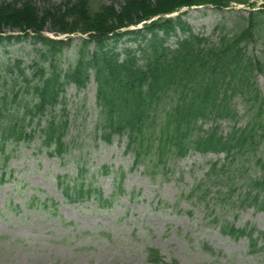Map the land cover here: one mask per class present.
<instances>
[{
  "label": "rangeland",
  "instance_id": "obj_1",
  "mask_svg": "<svg viewBox=\"0 0 264 264\" xmlns=\"http://www.w3.org/2000/svg\"><path fill=\"white\" fill-rule=\"evenodd\" d=\"M65 2L34 0L33 4L42 13ZM123 3L90 0L93 11L102 6L120 10ZM262 4L257 1L255 8L261 9ZM251 9L249 5L233 3L222 8H185L176 14L185 12L182 19L196 35L218 44L220 36L232 37L246 27ZM46 28L45 36H63L49 32V24ZM19 34L18 30H7L4 35ZM177 34L182 37L180 32ZM258 34L246 50L250 56L264 59V28ZM70 37L74 45L64 51L58 62L63 70L73 63L75 46L86 35L75 33ZM127 40L119 45V52L131 46ZM33 41L29 37L0 44V99L8 97L11 117L21 116V108L34 103L32 89L26 92L19 73L22 70L28 78L33 77L32 86L38 83L33 73L38 61L36 52L42 46ZM255 77L264 103V76L257 73ZM170 98L159 109L161 119L172 105ZM243 99L236 96L230 100L234 117L214 123L221 135L245 127L255 115L257 108ZM53 119L68 125L66 152L62 155L51 156L40 147L37 137L36 124L40 123L41 129ZM99 119L94 81L83 90L69 85L58 106L28 125L26 132L35 134L33 140L0 144V179L5 177L4 182L0 181V264H264V210H260L261 205L252 207L255 198L264 199V191L259 196L250 187L251 181L264 173V139L254 152L236 157L191 150L183 158L169 153L168 158L158 162L152 149L132 169L134 155L126 152V138L114 136L111 144L106 143L97 128ZM212 125L209 120L202 123L205 130ZM212 167L220 169L216 170L218 178L210 175ZM78 168H85L82 179L92 182L105 198L114 192V176H106L102 170H121L125 174L123 193L121 190L110 209L98 207L94 200H66L57 178L64 182L68 177L72 187ZM44 204H57V215L46 212ZM228 226L253 230L256 240H234L223 233ZM152 250L159 252L160 261L150 260Z\"/></svg>",
  "mask_w": 264,
  "mask_h": 264
},
{
  "label": "trees",
  "instance_id": "obj_2",
  "mask_svg": "<svg viewBox=\"0 0 264 264\" xmlns=\"http://www.w3.org/2000/svg\"><path fill=\"white\" fill-rule=\"evenodd\" d=\"M33 1L7 3L0 0V44L32 37L33 43L42 46V50L36 52L38 61L33 73L38 83L32 86L33 77L28 78L19 70L20 77L24 78L23 88L26 92L32 89L34 103L23 106L21 116L11 117L8 97L3 95L0 99L1 145L33 140L35 134L26 132L28 125H33L39 115L55 107L68 85L81 90L91 79L96 84L100 114L97 128L103 132L101 137L109 144L114 136L125 137L126 152H133L135 158L134 167L144 161L147 150L153 149L159 160L170 152L183 158L190 150L236 157L254 152L259 146L257 143L264 139V103L255 77L257 73L264 76V59L252 57L246 50L264 28V0H123L120 10L102 6L98 11L91 9L90 0H66L63 5L42 13ZM257 1L263 2L261 9L250 11L246 27L232 37L220 36L218 44L196 35L182 15L164 17L194 6L222 8L239 3L254 8ZM156 16L160 18L145 23L142 29L128 30ZM47 24L51 27L49 32L55 34L86 35L75 46V59L65 70L58 62L64 51L74 45L73 39L47 38L43 34L48 31ZM7 30H18L22 34L3 36ZM178 32L182 37H178ZM125 38L132 44L119 52ZM173 39L176 41L172 44ZM9 72L14 71L9 69ZM236 96L252 103L257 111L245 127L223 136L214 123L235 116L230 100ZM17 97L16 93L14 101ZM168 97L172 105L161 119L159 109ZM15 110L20 111V108ZM207 120L213 125L205 130L202 123ZM36 127L41 147L48 149L49 154L66 152L64 137L68 125L65 121L58 123L53 119L41 129L38 123ZM261 168L264 169V164ZM84 169L78 168L79 176ZM216 170L220 169L214 167L212 174L218 178ZM101 173H114L116 184L124 177L122 171L111 172L106 168ZM58 180L69 202L95 197L99 206L108 207L112 203V199H104L99 190L84 180H76L72 187L68 177L64 182ZM252 186L260 196L264 191V173L258 180L251 181ZM255 200L253 207L261 205L260 210H264V199ZM224 233L237 240L242 237L254 240L253 231L246 228L231 226ZM151 261H159L157 251H152Z\"/></svg>",
  "mask_w": 264,
  "mask_h": 264
}]
</instances>
